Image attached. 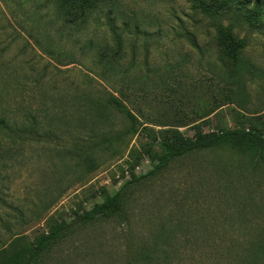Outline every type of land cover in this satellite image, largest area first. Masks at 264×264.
<instances>
[{"label":"rangeland","instance_id":"obj_1","mask_svg":"<svg viewBox=\"0 0 264 264\" xmlns=\"http://www.w3.org/2000/svg\"><path fill=\"white\" fill-rule=\"evenodd\" d=\"M47 3L0 0V117L20 120L29 106L39 105L41 94L49 99L57 95L54 112L48 106L36 115L43 136L0 129V249L17 237L22 246L49 222L71 221L76 212L91 209L104 192L119 190L133 164L137 175L152 169L148 140L133 135L124 115L112 112V125L96 139L80 125V119L89 123L92 116H80L74 99L78 93L100 100L119 96L156 129H161L156 122L186 118L193 112L188 104L197 110L217 108L207 118L205 132L246 126L247 117L264 113V13L259 29L235 7L222 20L247 41L242 51L246 68L232 74L222 61L214 21L187 0H119L112 17L119 37L101 13L76 37L62 40L44 23L54 17ZM34 6L43 9L35 17ZM49 28L60 60L74 55L76 63L65 65L47 53L52 44L43 32ZM90 39L110 46L120 39L122 69L131 70L138 80L134 83L130 77L112 86L94 76L99 70L94 58L81 55ZM169 84L177 88L170 101L164 89ZM140 88L146 90L139 93ZM202 121L180 130L194 137V126ZM89 155L94 170L87 164ZM162 230L171 238L162 236ZM261 238L264 164L255 169L236 152L205 151L141 186L128 207L127 221L99 220L77 228L52 249L44 264H146L142 251L156 244L168 253L160 264H253L249 255ZM226 248L231 249L228 257Z\"/></svg>","mask_w":264,"mask_h":264},{"label":"trees","instance_id":"obj_2","mask_svg":"<svg viewBox=\"0 0 264 264\" xmlns=\"http://www.w3.org/2000/svg\"><path fill=\"white\" fill-rule=\"evenodd\" d=\"M47 1V7L51 5V8H54V17L51 18L49 15L50 17L47 22L41 17L40 19L42 22L44 21L47 27H52L54 34L60 40H62L63 37L69 39L76 37L77 34L83 32L87 28L92 20L98 19L101 13L107 15L108 24L114 36H120L116 29L114 19H112L119 0ZM187 1L192 4L195 10L214 21L216 43L220 50L222 61L226 63L231 73L237 74L238 71L241 72L244 70L247 62L242 58V51L246 49L247 41L238 38L234 33L233 27L225 26L222 20L229 15L235 7L238 13H245L244 17L251 27L259 29L262 27L260 21L264 13V0ZM42 10V8L39 10L38 6H34L33 17L40 15ZM57 26L59 27L58 29ZM135 29L137 30L138 27ZM50 30L49 28L43 32V34L46 35V40L52 44V48H47V53L50 56H55L60 63H67L65 65H68V63H76V56L74 55L68 57L69 60L67 61L60 60L59 55L62 53L60 52L58 55L56 51H60V48L54 49L55 37ZM116 42L117 46H110L106 43L102 44L101 42H96L94 39H90L82 46L81 49L84 51L81 55L82 57L94 58L93 63L99 70H96L94 73L92 72V74L94 76L96 74V76L106 83L112 86H119L121 82L130 77L135 83V80H138V76L132 74L131 70L122 69L121 66V60L124 57L122 53L123 43L120 39H117ZM193 45L195 48H198L197 42L194 41ZM91 53H93V55ZM129 89L133 92L131 87H129ZM164 89L169 91L166 98L170 101L173 93L177 91V88L171 87L169 84L168 88ZM142 90L146 89L140 88L138 92L140 93ZM117 92L121 93V91L118 90ZM56 99L57 95L55 98L49 99L46 94L45 96L41 94L39 105L29 106L30 108L23 112L20 118L21 121H10L9 118L5 116L0 117V129L18 133L22 131L28 132L32 135L31 137L43 136L46 133L41 132L43 127L40 126L36 115L39 111H48V106H50L52 112H54ZM74 99L78 101L76 107L80 116H92L89 123L82 119H80L79 123L89 128L90 134H92L95 139L112 125L110 117L112 112L115 111L124 115L131 122L133 135L139 134L148 140L147 153L152 159V169L146 174L137 175L134 172L137 166L133 164L128 173L130 177L122 184L116 193L110 194L104 192L101 202L96 203L91 209L76 212L71 221L49 222L45 231L38 234L33 241L26 242L22 246L17 244L22 241L21 237L15 238L9 246L0 249V264H44L46 256L52 249L73 235L77 228L92 224L99 220L119 219L122 222L127 221L128 207L139 188L162 175L170 169L171 166L186 157L200 152H213L218 150L231 153L236 152L246 157L248 162H250L255 169H258V167L264 164V113L249 118L247 117L246 126L226 128L218 132H205L203 126L207 123V118L217 111V108L209 109L208 105H205L201 110H197L194 109L191 104H188L186 107L192 109L193 112L187 114L188 116L186 115V118H178L175 122H156L157 124L154 125L161 127V129H156L150 126L152 123L148 122L150 120L142 122L139 116L127 106L125 101L114 94H109L108 99L100 100L94 98L91 94L81 92L78 93ZM168 100H166V102H168ZM48 101L50 102L49 105ZM178 114L179 113H176L174 115L177 116ZM196 119L203 121L194 126L196 129L194 137H188L181 132V127L187 126L190 122L196 121ZM20 122L22 123L19 125ZM87 164L90 166V170L95 169V162L92 155L87 157ZM223 170L226 174L229 173V169L225 166ZM126 173L125 171L124 174ZM226 182H228V180H226ZM226 182L224 186L228 188L227 185H230V181L228 183ZM161 235H165L164 237L167 236L169 239L171 238V236L163 230L161 231ZM252 247L249 258L253 264H264V239H259ZM151 248L152 250L146 249L142 251L144 263L160 264L163 259L164 261L167 260V258H164L168 254L167 250H161L158 248V244ZM226 250L225 255L228 257L231 253V249L226 248ZM161 252L164 253L160 254Z\"/></svg>","mask_w":264,"mask_h":264}]
</instances>
